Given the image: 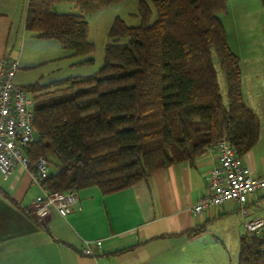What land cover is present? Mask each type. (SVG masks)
<instances>
[{
    "label": "trees",
    "instance_id": "trees-1",
    "mask_svg": "<svg viewBox=\"0 0 264 264\" xmlns=\"http://www.w3.org/2000/svg\"><path fill=\"white\" fill-rule=\"evenodd\" d=\"M120 1L28 0L25 27L73 56H88L95 45L86 15ZM59 3L80 13L58 12ZM226 8L227 0H138L140 24L114 18L96 73L24 85L35 100L37 132L27 154L59 166L40 177L41 185L50 191L97 186L109 194L174 163L193 162L222 140L238 156L250 151L260 120L243 100L239 58L219 17ZM214 54L226 76L227 103ZM238 264H264V225L240 237Z\"/></svg>",
    "mask_w": 264,
    "mask_h": 264
},
{
    "label": "crops",
    "instance_id": "crops-1",
    "mask_svg": "<svg viewBox=\"0 0 264 264\" xmlns=\"http://www.w3.org/2000/svg\"><path fill=\"white\" fill-rule=\"evenodd\" d=\"M6 2L0 0V58L19 60L15 81L22 86L56 80L31 73L55 61L61 45L26 30L28 0L17 12L5 10ZM219 17L239 58L243 100L260 120L259 140L242 158L253 175L264 176V0H227ZM218 153L216 145L208 147L193 162L174 163L113 193L79 189L66 216L52 208L44 222L30 213L42 190L28 172L17 166L8 176L0 173V264H238L244 223L264 218V191L249 197L246 214L234 201L195 214ZM198 228L202 234H189ZM96 240L94 256L83 254Z\"/></svg>",
    "mask_w": 264,
    "mask_h": 264
},
{
    "label": "built area",
    "instance_id": "built-area-1",
    "mask_svg": "<svg viewBox=\"0 0 264 264\" xmlns=\"http://www.w3.org/2000/svg\"><path fill=\"white\" fill-rule=\"evenodd\" d=\"M19 60L14 57L0 58V173L10 175L19 166L25 169L42 192L33 201L30 213L44 222L51 209L66 216L79 201V190L50 191L40 183V177L50 171L49 161L41 156L34 162L27 150L36 138L34 104L32 94L15 81ZM218 162L205 175L206 192L193 204L195 214L206 209L221 207L234 201L242 214H246L249 197L264 191V176H255L252 169L234 147L226 140L217 143ZM264 225V219L244 223L246 233H252ZM100 240L86 243L85 255L94 256L91 246L99 247Z\"/></svg>",
    "mask_w": 264,
    "mask_h": 264
},
{
    "label": "rangeland",
    "instance_id": "rangeland-1",
    "mask_svg": "<svg viewBox=\"0 0 264 264\" xmlns=\"http://www.w3.org/2000/svg\"><path fill=\"white\" fill-rule=\"evenodd\" d=\"M25 4V3H24ZM138 0H122L115 4H112L96 13L86 15L89 22V39L95 45V50L88 56H73L72 52L66 48H58L56 56L58 57L55 61H52L43 68H36L33 70L31 75L36 78L40 73L44 74L43 80L50 79H62L70 76H86L96 73L99 68L103 65L105 57V45L111 40L108 37L109 29L115 17L120 16L123 18L128 25L140 24V18L137 13ZM5 10L9 12L15 8V11L22 10V0H7L6 4L3 5ZM55 9L61 13H80L79 9L72 3H59L55 5ZM16 11V12H17ZM156 18V12L152 20ZM59 45L58 42H55ZM62 49V50H61ZM87 58H93V64H77ZM214 64L217 69L218 81L220 84V91L223 97L224 103H227V84L226 76L224 71L220 68L217 56H213ZM49 76V77H48ZM48 77V78H47ZM47 78V79H46ZM26 82V81H25ZM50 82V81H48ZM47 83V82H45ZM43 84V83H42ZM58 161L53 159L50 164V171L56 172L58 170Z\"/></svg>",
    "mask_w": 264,
    "mask_h": 264
}]
</instances>
